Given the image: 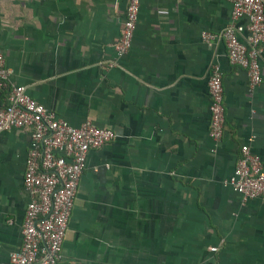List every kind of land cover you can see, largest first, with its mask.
Listing matches in <instances>:
<instances>
[{
  "label": "crops",
  "instance_id": "obj_1",
  "mask_svg": "<svg viewBox=\"0 0 264 264\" xmlns=\"http://www.w3.org/2000/svg\"><path fill=\"white\" fill-rule=\"evenodd\" d=\"M127 4L0 0L10 83L74 127L89 120L116 134L87 155L63 261L264 264V199L243 201L223 184L243 144L264 166V54L250 90L223 39L202 38L231 23L227 0H140L131 48L108 68ZM247 23L236 24L242 42ZM213 64L223 79L219 141L209 135ZM31 146L28 129L0 132V264L22 245Z\"/></svg>",
  "mask_w": 264,
  "mask_h": 264
},
{
  "label": "built area",
  "instance_id": "obj_2",
  "mask_svg": "<svg viewBox=\"0 0 264 264\" xmlns=\"http://www.w3.org/2000/svg\"><path fill=\"white\" fill-rule=\"evenodd\" d=\"M227 2L231 5V23L218 36L205 31L202 38L206 41L223 39L229 63L245 71L252 90L262 80L259 59L264 54V0ZM139 6L140 0H128L122 30L108 68L117 66L118 60L130 50ZM242 18L248 22L246 42L239 39L236 27ZM11 73L0 49V132L28 129L32 137L23 175L30 199L23 218L22 245L10 254L9 264H78L63 261L62 247L80 177L88 153L111 142L116 134L89 120L79 127L70 125L55 111L34 100L24 86L11 84ZM208 93L209 135L219 141L224 133L225 109L222 72L216 64L210 68ZM223 184L239 194L243 201L264 199V166L248 144L241 146L235 168Z\"/></svg>",
  "mask_w": 264,
  "mask_h": 264
}]
</instances>
